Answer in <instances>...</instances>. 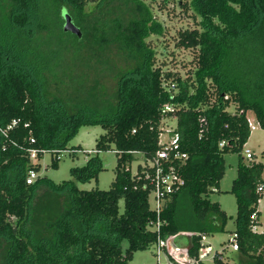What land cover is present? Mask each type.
I'll use <instances>...</instances> for the list:
<instances>
[{"label":"trees","instance_id":"trees-1","mask_svg":"<svg viewBox=\"0 0 264 264\" xmlns=\"http://www.w3.org/2000/svg\"><path fill=\"white\" fill-rule=\"evenodd\" d=\"M159 2L154 10L146 0H0V264H129L135 251L173 236L197 258L201 237L224 229L229 216L208 197L224 175L223 155L247 142L248 112L264 129V0ZM170 7L194 23L174 37L192 53L183 76L157 64L148 41L166 32L156 12ZM64 11L79 35L64 30ZM165 104L173 110L162 114ZM167 118L187 158L184 184L166 200L156 232L152 168L130 167L133 153L147 160L160 148ZM82 125L104 129L97 152L115 151L109 189L40 176L27 185V171L40 169L28 150L37 159L51 150L56 167L57 152ZM95 161L73 177L97 179ZM262 171L261 163L239 162L229 190L238 249L223 248L215 264H264V230L252 229Z\"/></svg>","mask_w":264,"mask_h":264},{"label":"rangeland","instance_id":"rangeland-1","mask_svg":"<svg viewBox=\"0 0 264 264\" xmlns=\"http://www.w3.org/2000/svg\"><path fill=\"white\" fill-rule=\"evenodd\" d=\"M151 2L153 9L155 10L160 4L159 0H146ZM157 16L163 20L165 24V30L163 36L148 38L154 46L158 55L156 54L157 64L161 65L164 69L174 70V72L180 73L182 76L192 67L191 59L192 53L190 50L176 48L174 46L176 33L183 28H191L194 23L189 19L179 8H173L163 11L157 10ZM173 89L172 87H170ZM232 110V107L229 108ZM251 132L247 142L243 145L240 152L229 151L223 155L224 158V175L219 181L218 189L209 194L211 201H216L219 206L226 212L229 219L222 231H217L212 234L205 235L206 242L209 246L208 260L206 264H215L212 261V257L216 251L225 249L224 255L231 251L228 240L235 229L234 217L237 211L236 197L233 193L229 192L233 180L238 174V165L240 161L245 164H249L252 161L261 163L263 165V171L261 174V181L264 183V129L260 128L251 112L247 113ZM175 125L174 118H167L163 122V133L160 135L161 142H168L171 140L170 129ZM105 131L99 125H82L78 128L74 136L68 141L66 150L57 152L58 159L56 158L57 166L54 167V158H51V150L45 149L42 153V157L37 159H31L30 161L38 163L40 169L38 175L40 177H47L53 180L55 183H60L62 180H73L77 188L81 190H90L93 188L109 189L110 184L115 176V166L117 162V156L115 151H96L95 142L99 135ZM80 147V150H73V148ZM247 148L252 153V158L247 159L244 154V149ZM100 162L102 167L97 173V179L91 178L87 181H80L75 179L72 175L73 170L76 168H90L96 161ZM91 161V162H90ZM251 161V162H250ZM90 162V163H89ZM146 160L141 153H133V161L131 163V171L136 172L137 166H144ZM148 164V162H147ZM264 185V184H263ZM119 205L122 207L123 203L120 201ZM258 209L260 210V225L257 231L264 230V190L263 196L258 202ZM120 246L124 252L128 246L126 240H121ZM180 262V261H178ZM160 264H175L173 259L168 257L165 251H161L159 254ZM182 263V262H180ZM129 264H157L154 247H150L145 250L135 251L132 255Z\"/></svg>","mask_w":264,"mask_h":264},{"label":"built area","instance_id":"built-area-1","mask_svg":"<svg viewBox=\"0 0 264 264\" xmlns=\"http://www.w3.org/2000/svg\"><path fill=\"white\" fill-rule=\"evenodd\" d=\"M173 110V107L169 104H165L161 110L162 114H165L166 112H170ZM14 124V121L12 122ZM250 125V122H249ZM10 127V126H8ZM251 128V127H250ZM171 132V140L168 142H161L160 141V135H159V141L158 144L161 145L160 148H158L155 152V154L150 158L146 160V163L144 166H148L152 168V176H151V191L149 193V205L150 209L153 210L157 216V221L153 226V229L158 232L159 231V214L162 211L164 204L166 200L169 198V195L177 190H179L183 184L184 180L182 176L179 173L180 166L184 163L185 159L187 158L186 153L181 152L179 149L178 144V136L176 133H173V128L170 129ZM224 142H220L219 146H223ZM46 151V150H45ZM42 150V153L45 152ZM29 158L33 159L37 158V150L34 148L29 149ZM244 154L247 159L252 158V153L249 149H244ZM59 156V155H58ZM148 162V164H147ZM38 171L34 168H30L25 176V183L27 185L33 184L35 180L38 178ZM258 191H263V186H259L257 188ZM251 219L255 218V214L253 213L250 216ZM254 231H256V225L252 227ZM237 234L235 232H232L230 239H229V247L231 250H237L238 244L236 240ZM154 251L156 255L157 264L159 263V254L161 251H165L168 254V257L173 259L175 262H178L180 264H198L199 261L207 262L208 260V252H209V246L206 242V237L202 236L200 239V249L198 252L197 258H189L188 262H185L187 260L185 258L183 259H175V251L176 248L173 246H168V250L166 248L165 242L157 239L156 243L154 244ZM220 251H216L212 257V261L215 255L219 253ZM222 256H219V259H221Z\"/></svg>","mask_w":264,"mask_h":264},{"label":"water","instance_id":"water-1","mask_svg":"<svg viewBox=\"0 0 264 264\" xmlns=\"http://www.w3.org/2000/svg\"><path fill=\"white\" fill-rule=\"evenodd\" d=\"M62 16H63V19H64V24H63V28L65 31H70L72 33H76V34H80V31H79V28L74 24L71 16L69 14H67V12H63L62 13ZM186 234V233H184ZM174 236L173 237H170L168 238L166 241H165V245H166V248L168 250V246H173V247H177V244L175 243L174 241ZM188 251H189V247H186V259L185 262H188L189 260V256H188Z\"/></svg>","mask_w":264,"mask_h":264},{"label":"flooded vegetation","instance_id":"flooded-vegetation-1","mask_svg":"<svg viewBox=\"0 0 264 264\" xmlns=\"http://www.w3.org/2000/svg\"><path fill=\"white\" fill-rule=\"evenodd\" d=\"M175 259H183L186 257V249L185 248H180L178 245L176 247V251H175Z\"/></svg>","mask_w":264,"mask_h":264},{"label":"crops","instance_id":"crops-1","mask_svg":"<svg viewBox=\"0 0 264 264\" xmlns=\"http://www.w3.org/2000/svg\"><path fill=\"white\" fill-rule=\"evenodd\" d=\"M264 184V183H263ZM263 190H264V185H263ZM263 196V195H262ZM260 200V199H259ZM259 202V201H258ZM257 211L259 212V216H260V210L258 209V204H257ZM260 217H258V225H256V231H257V228L259 227V225H260ZM235 225V224H234ZM263 230V229H262ZM262 230H260V231H262ZM234 231V230H233ZM259 231V230H258ZM180 248H185L186 249V247H180Z\"/></svg>","mask_w":264,"mask_h":264}]
</instances>
